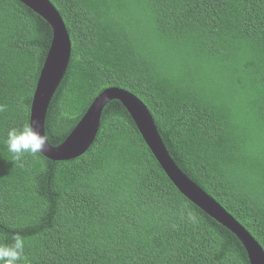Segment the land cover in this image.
I'll return each mask as SVG.
<instances>
[{
    "label": "trees",
    "instance_id": "trees-1",
    "mask_svg": "<svg viewBox=\"0 0 264 264\" xmlns=\"http://www.w3.org/2000/svg\"><path fill=\"white\" fill-rule=\"evenodd\" d=\"M72 42L49 102L61 144L108 87L149 109L176 164L264 249V0H50ZM51 26L0 0V242L20 264H250L237 235L183 195L117 99L70 160L6 147L30 121ZM184 208L199 223L180 220ZM176 223L177 229L171 224Z\"/></svg>",
    "mask_w": 264,
    "mask_h": 264
},
{
    "label": "water",
    "instance_id": "water-1",
    "mask_svg": "<svg viewBox=\"0 0 264 264\" xmlns=\"http://www.w3.org/2000/svg\"><path fill=\"white\" fill-rule=\"evenodd\" d=\"M19 1L40 15L52 29V40L33 95L29 121L38 122L37 130L46 135L45 123L49 102L67 71L72 53V42L60 12L50 0ZM114 99L122 102L128 110L149 148L180 192L237 235L246 249L250 264H264V249L260 243L176 164L149 109L127 89L120 87L104 89L93 100L66 139L59 145H53L48 141L47 150L43 154L53 160H70L86 152L97 138L105 105Z\"/></svg>",
    "mask_w": 264,
    "mask_h": 264
},
{
    "label": "clouds",
    "instance_id": "clouds-1",
    "mask_svg": "<svg viewBox=\"0 0 264 264\" xmlns=\"http://www.w3.org/2000/svg\"><path fill=\"white\" fill-rule=\"evenodd\" d=\"M5 110V106L0 104V112ZM35 123V127H34ZM38 122H25L19 128H11L8 131L5 141L6 147L14 155L16 161H21L28 154L38 156L47 150L48 139L45 134H41L37 129ZM180 220L193 225L199 223L197 214L189 208H184L180 213ZM172 229H177L178 225H170ZM25 239L16 233L12 236V243L0 242V264H20L25 259Z\"/></svg>",
    "mask_w": 264,
    "mask_h": 264
}]
</instances>
